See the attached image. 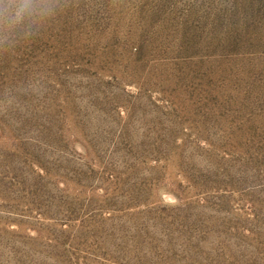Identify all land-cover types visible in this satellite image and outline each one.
Wrapping results in <instances>:
<instances>
[{
    "label": "rangeland",
    "instance_id": "rangeland-1",
    "mask_svg": "<svg viewBox=\"0 0 264 264\" xmlns=\"http://www.w3.org/2000/svg\"><path fill=\"white\" fill-rule=\"evenodd\" d=\"M0 264H264V0H0Z\"/></svg>",
    "mask_w": 264,
    "mask_h": 264
}]
</instances>
